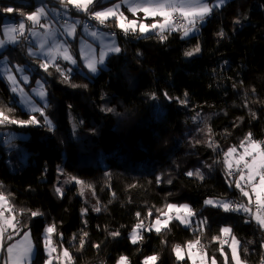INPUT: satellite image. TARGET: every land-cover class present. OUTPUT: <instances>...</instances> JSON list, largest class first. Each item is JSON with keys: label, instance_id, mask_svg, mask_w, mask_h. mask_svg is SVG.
<instances>
[{"label": "trees", "instance_id": "1", "mask_svg": "<svg viewBox=\"0 0 264 264\" xmlns=\"http://www.w3.org/2000/svg\"><path fill=\"white\" fill-rule=\"evenodd\" d=\"M45 1L59 4V0ZM38 3L0 0V17L16 18L21 11H33ZM7 7L14 11L4 12ZM109 28L116 33L121 51L110 54L95 76L79 72L85 69L81 65L65 83L54 67L45 72L31 61L32 78L39 70L42 74L48 104L45 115L54 126L52 131L39 113H34L39 125L0 126L2 132L27 135L19 141L29 162L18 170L8 169L0 144V191L14 194L11 200L17 209L43 213L18 217L22 232L29 228L37 242L35 264L42 262V233L50 224L57 229L53 240L72 252L76 264H116L121 255L128 257L129 264H142L151 255L159 256L157 264H191L177 261L172 248L197 236L209 256L222 260L216 251L219 244L211 242V237L226 226L249 249L247 255L241 252L242 258L248 264H259L264 232L254 221L245 223V213L225 212L204 201L246 202L234 184L229 186L223 153L238 146L248 132L253 139L264 141V0H227L221 8H214L197 33L183 39L180 32L160 42L154 35L147 39L125 36L110 22ZM221 30L223 37L218 35ZM25 44L21 40L0 55H7L8 62H27ZM197 45L199 52L184 55ZM165 92L172 99L165 98ZM153 93L156 99L150 98ZM0 107L15 109L18 119L29 118L1 78ZM209 140L219 147H208ZM59 163L71 174L69 178L75 176L92 185L85 189L87 199L74 182L62 187V196L55 192ZM196 169L203 180L185 175ZM157 176L162 180L159 184ZM166 203L188 204L195 212L192 226L186 228L174 219L159 235L142 229L143 239L133 244L129 233L138 222L136 213L147 227L159 215L156 209ZM96 207L101 211H94ZM81 209H87L84 215ZM203 219L207 220L203 234L194 232ZM115 231L120 235H109ZM83 232L88 236L84 249L78 251ZM97 244L98 249L93 247Z\"/></svg>", "mask_w": 264, "mask_h": 264}, {"label": "snow or ice", "instance_id": "2", "mask_svg": "<svg viewBox=\"0 0 264 264\" xmlns=\"http://www.w3.org/2000/svg\"><path fill=\"white\" fill-rule=\"evenodd\" d=\"M59 3L66 12L70 9H75L76 12H83L88 16L89 20H95L99 25L107 26L110 22L111 25H114L115 28L123 32L125 36L137 35L138 38L147 39L154 35L160 42H164L174 32H180L183 39L184 37H188L190 33L198 31V27L212 15L214 8H221L226 3V0H216L215 4L209 3L208 0H118L117 3H113L110 7H103L102 0H59ZM97 7L100 10H92ZM122 8L126 11H122ZM3 11L12 13L14 9L7 7ZM126 13L130 14V16ZM20 15L23 19L18 25H9L3 28V38H0V47H3L5 44H18L21 40H27L29 36L35 38L40 35L36 29H44L43 35L47 39L41 40L38 44L39 56L44 58V62L40 64V68L47 72L50 66L54 67L63 77V82L69 83L68 75L56 61L63 59L75 64L76 60L69 50L68 41L56 40V32L52 30L53 26L48 21L49 13L45 7H37L35 11L29 13L21 11ZM77 23L78 21L75 23L65 22L61 25L63 34L67 37H75ZM234 23L238 24L240 21L236 20ZM85 27L88 26L85 25ZM89 34L94 40H100L102 45L105 39H110L108 44L101 47L98 58L95 55H85L83 50H81V58L85 60V66L90 72L96 73L98 71L97 65L104 63L108 53H119L121 49L115 44V32L102 33L99 29H96ZM218 35L223 37L224 32L221 30ZM199 51L200 47L197 45L195 48L186 51L184 55L192 56ZM38 52L29 48L28 55L38 56ZM15 71L23 73L25 69L22 66H17ZM0 76L5 77L12 85L11 91L13 93H18L21 96V104L29 114V118L26 120L18 119L14 115L15 109L0 107V126L9 124L20 127L39 125L41 122L34 115V113H39L44 118L43 122L47 125L49 131H52L54 126L45 115V108L48 106L45 100L46 92L40 81H37L39 88L32 91L36 96H39L40 101L44 102L43 107H38V102L34 101L32 97L24 92L23 88L19 87L17 78L13 75V70L8 68L7 64L4 65L3 69H0ZM21 79L25 84L28 82L27 76L22 75ZM70 86L73 88L79 87L76 84H70ZM253 91L255 90L253 89ZM164 96L167 99H172L166 92ZM185 96H187V93H185ZM150 98L156 99V94H151ZM180 103L186 104L187 101L181 100ZM105 110L108 112L113 111L111 108ZM252 116L255 118V113H252ZM207 132L211 136L212 129L208 128ZM208 147L216 149L219 145L209 140ZM223 156V164L229 186L231 187L234 184L235 188L239 190L240 196L246 202L234 203L232 201L207 199L204 201L205 205L221 208L225 212H243L248 217L245 223L254 221L258 229L264 232V141L253 139L252 133L248 132L238 146L229 147L223 153ZM185 175L189 177L195 176L201 180L204 179L200 169L187 171ZM66 182H74L79 185L81 195H84L86 188H92L91 184L75 176L70 177ZM161 182V177L157 176L156 183L159 184ZM171 182V180H168L169 184ZM2 187L3 185H0V188ZM129 187H135V185H129ZM55 192L60 196L63 195L60 187H56ZM13 195L10 192L6 194L4 191H0V252L5 253L0 258V264H31L34 254L31 232L30 230L22 232L21 220L18 217H22L25 214L37 217L43 215V213L39 210L17 209L11 200ZM93 195H95L94 192ZM113 196H115V193H113ZM86 211L87 209H81V214L84 215ZM94 211L100 212L101 208L96 207ZM156 211L159 215L156 216L154 221L150 220L147 227L145 226V221L140 218L141 214L139 212L136 213L138 222L132 228L129 235V239L133 244L143 239L141 235L142 229L149 232L154 230L159 235L162 231L168 229L169 223L174 219L188 228L192 226V218L195 216V212L188 204L166 203L163 209H156ZM152 215V211L149 210L148 217L150 218ZM206 225L207 220L203 219L199 221L198 227L193 231H199L203 234ZM56 233L55 224L47 225L44 228L43 244L47 257L44 260V264H76V258L72 252L64 247L63 243L53 240V235ZM59 235L61 238L63 237L62 233H59ZM109 235L116 237L120 235V232H110ZM18 236L20 239L16 240L15 238ZM87 236L88 233L83 232L79 237L78 251L84 249L85 238ZM73 239H76L75 235ZM211 242L219 244V248L216 251L224 258V264H248L247 260L242 258L241 252L247 255L249 249L242 246L241 241L233 233L231 227H221L219 234L211 237ZM161 243H165V241L162 240ZM249 243L252 242L249 241ZM225 246L231 252L230 259L225 251ZM93 247L98 249L100 245H93ZM260 248L264 249V243L260 244ZM172 252L175 254L177 261L187 260L191 264H218L217 257L215 255L209 256L208 250L201 243L199 236L195 240L187 241L183 246L180 244L174 245ZM259 255V264H264V253H260ZM158 260V255H151L145 257L142 264H157ZM116 264H129V259L121 255Z\"/></svg>", "mask_w": 264, "mask_h": 264}, {"label": "rangeland", "instance_id": "3", "mask_svg": "<svg viewBox=\"0 0 264 264\" xmlns=\"http://www.w3.org/2000/svg\"><path fill=\"white\" fill-rule=\"evenodd\" d=\"M38 1H39V3L36 6V8L37 7H45L46 11L49 13L48 21L53 26L52 30L56 32V37H55L56 40L57 41L67 40L69 50L72 53L73 58L76 60L75 64H72V63H70L66 60H63V59H58L56 61V63H58L60 65L61 69L64 70L67 75L72 74L76 67H80L82 65L85 69L79 68V72L86 73L90 76H95L98 73L99 68L105 67V62H106L108 56L112 53H108L105 57L104 63L102 65H97L98 71L96 73H92L85 66V60L81 58V50H83L85 55H88V56L95 55L98 58L101 47L103 45L108 44L110 42V39H105L103 41V45H102L100 40H98V39L94 40L89 33L93 30H96V29H99L102 33H112L113 29L109 28V24L107 26L99 25L95 20H91L92 26L87 25L88 27H85L86 20L88 19V16L85 13L76 12L75 9H70V10H67V12H66V10L61 7L60 3L57 5L56 4L54 5V4H50L49 2H47L45 0H38ZM105 1H108V3L104 4L103 7H110L113 3L118 2V0H105ZM208 2L215 4L216 0H208ZM35 9L33 11H35ZM92 10L97 11L100 9H99V7H97V8H93ZM121 10L126 11L123 8ZM60 12H63V16L68 21V23H75L78 21V23L76 24V35H75V37H67L65 34H63V28L61 27V25H63L65 22H62V23L55 22V19L60 16ZM126 14L130 16V14H128V13H126ZM22 19H23V17L21 15L16 17V18H9V17H5V16L0 17V38H3V28L5 26L18 25ZM42 22H44V21H42ZM146 22H148V21H146ZM36 31L40 34L39 36H37L35 38L29 36L27 40H24L27 43V44H25L24 49H23L25 52L24 55L27 56V62L23 63V62H20L17 60H14L12 62H10V61L8 62L6 59L7 55L6 56L0 55V69H3L4 65L7 64L8 68L13 70V75L16 76L19 87L23 88L25 93H27L30 97H32L34 101L38 102L37 103L38 107H42L44 105V102L40 101L39 96H36L32 91L33 89L39 88L37 81H40V83L43 85L42 74H41V71L39 70V75L36 78H32V74L34 73V65L31 63V61L38 63L39 66L42 62H44V58L39 56L38 44L41 40L47 39V37L43 35L44 31H45L44 29L37 28ZM195 33H197V31L190 33L189 36H191ZM114 39H115L116 46L119 47L117 37L115 36ZM13 45H15V44H5L3 47H0V53L5 48H7L9 46H13ZM29 48H32L34 51H37L38 56H29L28 55ZM17 66L24 67L25 71H23V73L16 72L15 68ZM40 69H42V68H40ZM69 70H71V71H69ZM22 75L28 77V82L26 84L21 79ZM0 78L7 85V88L9 90L12 98L22 107L23 110H25L24 106L21 104V96L18 93H13L11 91L12 85L7 81V79L5 77L0 76ZM45 100H46V97H45ZM197 120H198V117L195 118L193 122H197ZM3 136H5V139H6L5 141L2 140ZM26 138H27V135H25V134L13 132V131H3V132L0 131V144L4 146V150L6 152V156H5V158H3V160H4V163L7 165L8 169L10 171L18 170L22 166H24L25 164H27L29 162L28 158H27V151L25 149L23 142H21ZM19 140H21V141H19ZM69 175H71V174L64 168L63 164L59 163L58 164V181L55 185V188L60 187L62 189V187L67 183L66 181L69 180ZM78 187H79V191H80V186L78 185ZM82 197L87 199V191L86 190L84 191V195H82ZM215 200L225 201V200H221V199H217V198ZM239 203H241V202H239ZM173 215H175V213H173ZM29 230L30 229L27 228L24 231H29ZM131 231H130V233H131ZM30 232H31V230H30ZM43 232H44V230H43ZM130 233H129V235H130ZM15 239L19 240L20 237L18 236ZM31 239H32L33 248H34V254L32 256L31 264H35L34 259L37 256L38 246H37V242L34 240L32 234H31ZM41 248H42V250L40 252V257L42 258V262L40 264H44V260L47 257H46L45 251H44L43 233H42V247ZM225 251H226V253L230 259L231 258L230 250H228L226 247ZM4 255H5V253L0 252V258H2ZM217 260H218V264H224V258L223 257H222V260L221 259H217Z\"/></svg>", "mask_w": 264, "mask_h": 264}, {"label": "built area", "instance_id": "4", "mask_svg": "<svg viewBox=\"0 0 264 264\" xmlns=\"http://www.w3.org/2000/svg\"><path fill=\"white\" fill-rule=\"evenodd\" d=\"M66 21L67 20L64 18L63 12H60V16L55 19V22H57V23H62V22H66ZM86 25L92 26V22H91V20H89V18L86 20Z\"/></svg>", "mask_w": 264, "mask_h": 264}, {"label": "crops", "instance_id": "5", "mask_svg": "<svg viewBox=\"0 0 264 264\" xmlns=\"http://www.w3.org/2000/svg\"><path fill=\"white\" fill-rule=\"evenodd\" d=\"M68 22V21H67Z\"/></svg>", "mask_w": 264, "mask_h": 264}]
</instances>
